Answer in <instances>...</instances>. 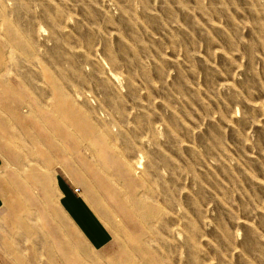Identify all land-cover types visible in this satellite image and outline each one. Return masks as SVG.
Returning <instances> with one entry per match:
<instances>
[{
  "label": "rangeland",
  "instance_id": "1",
  "mask_svg": "<svg viewBox=\"0 0 264 264\" xmlns=\"http://www.w3.org/2000/svg\"><path fill=\"white\" fill-rule=\"evenodd\" d=\"M2 137L109 239L30 189L0 264H264V0H0Z\"/></svg>",
  "mask_w": 264,
  "mask_h": 264
},
{
  "label": "crops",
  "instance_id": "2",
  "mask_svg": "<svg viewBox=\"0 0 264 264\" xmlns=\"http://www.w3.org/2000/svg\"><path fill=\"white\" fill-rule=\"evenodd\" d=\"M24 129L30 131L29 128ZM32 159L37 162L38 166L25 170L26 161ZM55 166L53 155L47 150L42 154L28 153L26 150L14 148L7 139L4 143L2 137L0 143V208L3 205V198L6 197L14 199L17 205L22 206L23 203L20 200L34 198L30 194V189H40L44 196L51 192L55 200L63 199L64 217L68 218L69 215L70 218L71 216L87 236L83 239L86 246L89 247L92 243L100 248L109 239L108 233L88 205L75 196L71 174L65 170L56 169ZM79 181L82 182L80 179Z\"/></svg>",
  "mask_w": 264,
  "mask_h": 264
},
{
  "label": "built area",
  "instance_id": "3",
  "mask_svg": "<svg viewBox=\"0 0 264 264\" xmlns=\"http://www.w3.org/2000/svg\"><path fill=\"white\" fill-rule=\"evenodd\" d=\"M75 192H77V190Z\"/></svg>",
  "mask_w": 264,
  "mask_h": 264
}]
</instances>
